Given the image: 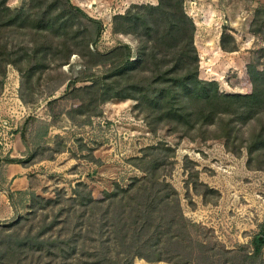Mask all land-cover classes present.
Segmentation results:
<instances>
[{"label": "trees", "instance_id": "16d2710c", "mask_svg": "<svg viewBox=\"0 0 264 264\" xmlns=\"http://www.w3.org/2000/svg\"><path fill=\"white\" fill-rule=\"evenodd\" d=\"M7 1L0 0V93L9 65L26 82L52 65L68 66L80 74L66 86L78 101L74 114L97 117L99 107L110 100H132L151 133L161 127L194 139L193 134L215 126V137L233 153L245 149L248 169L264 171L263 5L254 10L249 30L263 47L246 66L251 91L240 94L221 92L218 82L199 78L196 27L183 0L133 4L114 15L112 32L131 36L136 48L119 42L103 53L97 50L102 22L70 0H24L25 6L15 9ZM219 47L236 51L225 28ZM74 54L82 60L79 70L69 62ZM77 81L89 85L76 88ZM26 122L18 134L30 151ZM253 122L254 130L236 146L241 128ZM48 128L44 124V136ZM64 149L65 144L57 143L53 153ZM34 156L32 152L30 158ZM174 158L175 150L163 142L143 148L128 161L143 177L131 178L125 187L116 184L100 200L82 182L74 185L71 198L63 193L54 199L31 196L26 216L0 226V264H264L259 236L228 250L184 216L179 195L166 180ZM5 161L24 165L27 160ZM183 168L190 207V192L206 205L215 204L219 193L199 181L186 157ZM260 234L264 239V226Z\"/></svg>", "mask_w": 264, "mask_h": 264}, {"label": "rangeland", "instance_id": "374dc122", "mask_svg": "<svg viewBox=\"0 0 264 264\" xmlns=\"http://www.w3.org/2000/svg\"><path fill=\"white\" fill-rule=\"evenodd\" d=\"M70 1L87 16L102 22L104 29L97 43L101 53L110 51L119 42L128 44L134 51L136 42L131 36L112 32V17L123 14L133 4L157 3V0ZM183 1L196 27L194 45L199 57V78L218 82L221 92L249 93L246 66L263 47L260 37L249 30L254 10L264 6V0ZM7 6L19 8L25 6V1L8 0ZM223 28L234 38L235 52L220 49ZM69 62L74 70L81 68L82 60L76 54ZM76 76L80 74H73L68 66L52 65L26 82L22 74L7 66L0 93V226L26 216L31 196L54 199L63 193L71 198L78 182L86 184L95 199H102L103 192H110L116 184L125 187L131 178H142L143 174L128 161L139 156L143 148L163 142L175 150L174 165L166 173V180L177 191L187 219L228 250L249 245L252 238L261 237L264 171L246 167L245 149L233 153L223 139L215 137L218 135L215 126L193 134L194 139L180 137L161 127L153 134L134 110L132 100H110L99 107L97 117L76 115L73 110L78 101L66 87ZM87 85L88 81L75 83L76 88ZM22 97L27 103L21 101ZM30 118L37 122L27 121ZM25 122L30 151L18 134ZM44 124L49 125L46 136ZM255 126L253 122L241 128L236 146ZM57 143L65 144L64 152L53 153ZM32 152L35 156L30 158ZM7 157L27 161L24 165L8 164ZM185 157L194 164L199 181L219 193L215 204L206 205L190 192L194 204L190 207L184 188ZM144 263L135 261V264Z\"/></svg>", "mask_w": 264, "mask_h": 264}, {"label": "water", "instance_id": "95a60500", "mask_svg": "<svg viewBox=\"0 0 264 264\" xmlns=\"http://www.w3.org/2000/svg\"><path fill=\"white\" fill-rule=\"evenodd\" d=\"M263 240H264V239H263L262 237H259V238H258V241H259V242H263Z\"/></svg>", "mask_w": 264, "mask_h": 264}, {"label": "crops", "instance_id": "0c3cea01", "mask_svg": "<svg viewBox=\"0 0 264 264\" xmlns=\"http://www.w3.org/2000/svg\"><path fill=\"white\" fill-rule=\"evenodd\" d=\"M144 264H150V263H144Z\"/></svg>", "mask_w": 264, "mask_h": 264}]
</instances>
